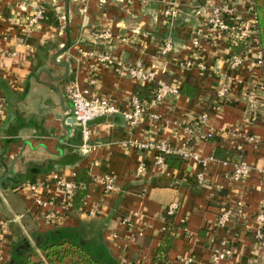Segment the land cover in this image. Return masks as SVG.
I'll return each instance as SVG.
<instances>
[{
    "label": "crops",
    "instance_id": "obj_1",
    "mask_svg": "<svg viewBox=\"0 0 264 264\" xmlns=\"http://www.w3.org/2000/svg\"><path fill=\"white\" fill-rule=\"evenodd\" d=\"M219 0H0V99L6 116L0 123V264H8L15 245L34 231L55 227H83L99 237L122 264L139 261L152 264L166 228L164 214L174 204L179 225L166 264H179L177 255L191 254L194 264H215L213 251L222 241L233 255L221 264H249L264 261V239L257 237L256 213L264 207V92L260 68H235V52L229 44L217 41L204 26V10ZM236 18L247 25L252 17L243 0H230ZM177 4L174 17L164 16L166 5ZM26 5V9L22 6ZM37 5L58 24L46 19L28 30L25 16ZM109 30L114 37L103 42L96 37ZM6 38V39H4ZM70 39L68 49L57 54ZM167 40L173 49L160 50ZM20 41L21 46L15 44ZM196 41V42H195ZM17 50V53H13ZM84 52H92L85 54ZM93 52H108L118 60L142 63L157 74L181 86L192 81L200 89L198 98L183 94L166 98L132 128L122 113L92 121L91 149H82L83 138L75 124L68 122L71 101L66 87L76 82L92 94L111 97L121 112L127 110L138 82L117 69L99 62ZM191 59L192 67L180 62ZM69 64V74L62 81ZM200 63L205 67H200ZM167 82V81H166ZM226 82L231 93L223 112L211 115L209 124L218 133L196 147L204 161L186 159L180 168L154 164L155 153L127 148L122 142L135 138L183 142L181 125L196 116L219 84ZM255 87L261 104L256 115L247 111L242 91ZM56 88H59L57 91ZM64 108L63 107V105ZM235 128H237L235 130ZM234 129V130H233ZM235 135H230L231 132ZM253 135L257 142L245 140ZM243 144L244 160L253 166L243 181L230 178L235 163L215 158L218 147L237 148ZM144 161L146 170L139 174ZM88 168L93 177L85 204L72 209L57 188L54 174L72 177L78 168ZM116 177L119 190L106 193L96 178ZM202 174V178H199ZM38 182L36 201L26 184ZM238 202L244 204L239 212ZM60 212L55 226L41 218L48 208ZM101 213L88 215L91 208ZM223 210H231L230 220L218 225ZM130 218L131 221H125ZM264 231V225L262 226Z\"/></svg>",
    "mask_w": 264,
    "mask_h": 264
},
{
    "label": "built area",
    "instance_id": "obj_2",
    "mask_svg": "<svg viewBox=\"0 0 264 264\" xmlns=\"http://www.w3.org/2000/svg\"><path fill=\"white\" fill-rule=\"evenodd\" d=\"M37 0H31L32 4L35 5ZM246 6V12L252 17V24H245L236 18V9L230 0H219L204 10V26L209 32L214 35V38L218 41L225 42L226 44H238V42L250 38L256 34L257 25V12L255 0H243ZM23 9H26V5L23 4ZM177 4L170 3L164 8V16L171 18L177 13ZM46 11L43 5H37L33 8L32 13H27L25 16L26 25L28 30H35L41 25L46 19ZM96 37L103 42L112 40L114 35L109 30H100L96 33ZM6 39V38H4ZM196 42V41H195ZM22 44L18 41L15 46L20 47ZM173 49V43L171 40H167L160 50L161 54H167ZM13 53H17L15 50ZM89 55L92 52H84ZM99 59L101 64L107 65L110 68L117 69L123 74H126L134 81L139 84H156V94L153 100L146 104H143L139 98L134 94L131 97V102L127 110L121 112L116 102L109 96L92 94L87 88H80L76 82H70L67 84L66 91L68 97L74 107L73 116L75 125L80 130L83 138L82 149H91V136L92 126L91 123L97 118L113 116L117 113H122L124 119L128 122L129 126L135 128L142 120L143 115L150 112L154 120L159 119V114L151 112V109L158 107L166 98L176 97L180 94V86L177 84H169L164 80L157 79L155 71L148 69L142 63L131 64L123 60H118L111 53L104 52H93V55ZM195 62L191 59H185L180 62L182 67H192ZM200 67L204 68L205 64L200 63ZM231 65L235 68H241L242 66H253L260 68L262 72V51L259 46L257 38H252L249 41L248 50L242 54L234 52L231 58ZM262 88L264 92V76L262 73L261 77ZM231 93L230 86L226 82H222L214 90L212 97L207 100L202 110L194 117L188 119L185 124L181 125L183 133V142L179 145H173L167 140H152L148 137L145 139L135 138L129 141L122 142V145L127 148L136 149L140 152L149 151L154 152L156 157L154 164L156 167L161 169L166 168L165 155L167 154H179L186 159L194 160L196 162H203L200 154L196 151V147L203 143L213 139L218 133L223 134L224 131H217L212 128L209 124L211 115H220L223 112V104L225 98ZM264 94V93H263ZM243 100L246 102L247 111L251 115H256L261 104L258 90L253 86L251 88H245L242 91ZM6 116L5 105L0 99V123ZM237 128H235L236 130ZM234 130V129H233ZM233 131L230 135H235ZM246 141L255 143L257 140L253 135H247ZM237 148L242 150L243 144H238ZM146 164L141 161L137 172L141 174L146 170ZM253 166L247 163L245 160L240 163H235V169L230 174V178L233 181L240 182L245 180L252 172ZM262 178L264 180V167L260 169ZM202 174H199V178H202ZM57 188L63 193L64 198L67 202L71 203L73 196L75 195L78 183L75 181V174L72 177L60 176L54 174ZM96 182L102 184L106 193H113L119 190V186L116 181V177L112 174H104L96 178ZM26 186L32 190L36 197V201L45 206L44 200L37 195L38 182L27 183ZM239 212H243L244 204L238 202L237 204ZM178 210V204L174 203L169 209V214H175ZM88 215L95 216L101 213L99 208H91L87 211ZM231 210H223L218 219V225L224 226L231 217ZM60 212L54 207L48 208L42 214V220L51 226H55ZM256 223L259 225L255 228L257 237L264 239V231L262 226L264 225V207L259 210L255 218ZM125 221L130 222V218H126ZM3 225H0V231ZM233 255V248L227 241H222L217 248L213 251V262L215 264H221L224 260L229 259ZM179 264H194V257L191 254L181 253L177 255ZM130 264H142L139 261H132ZM249 264H264V261L253 260Z\"/></svg>",
    "mask_w": 264,
    "mask_h": 264
},
{
    "label": "trees",
    "instance_id": "obj_3",
    "mask_svg": "<svg viewBox=\"0 0 264 264\" xmlns=\"http://www.w3.org/2000/svg\"><path fill=\"white\" fill-rule=\"evenodd\" d=\"M257 12L256 34L238 44H229L237 52L244 54L248 50L249 41L257 38L262 51V72L264 76V0H255ZM48 21L58 24L57 18L46 14ZM166 83L171 82L165 78ZM171 84V83H169ZM156 84H139L134 94L143 104L150 103L156 94ZM179 91L181 94L198 98L200 89L192 81L184 82ZM245 152L238 148L218 147L215 158L224 162L240 163L245 158ZM165 164L172 168H180L186 158L179 154H167ZM78 183L72 199V209H80L85 204L88 187L93 181L88 168H78L75 172ZM166 228L157 255L152 264H166L169 252L173 246L174 237L179 225L174 224L173 214H164ZM8 264H122L98 234H87L83 227H55L44 232L34 231L31 238L24 236L15 245Z\"/></svg>",
    "mask_w": 264,
    "mask_h": 264
},
{
    "label": "water",
    "instance_id": "obj_4",
    "mask_svg": "<svg viewBox=\"0 0 264 264\" xmlns=\"http://www.w3.org/2000/svg\"><path fill=\"white\" fill-rule=\"evenodd\" d=\"M69 46H70V39H68V41L65 44V46L57 54H55V56H54V62L55 63H57L56 62L57 56L59 54H62L63 52H65L68 49ZM58 64L59 65H63L66 68V73L62 77V81H65L67 79V77H68V74H69V64L67 62H62V63L59 62ZM56 89H57V91H59V88H56ZM63 107H64V105H63ZM69 110L71 111V115L67 118L68 122L74 124L75 123L74 116H73L74 107H73L72 104H71V106H69ZM0 186H1V184H0Z\"/></svg>",
    "mask_w": 264,
    "mask_h": 264
}]
</instances>
